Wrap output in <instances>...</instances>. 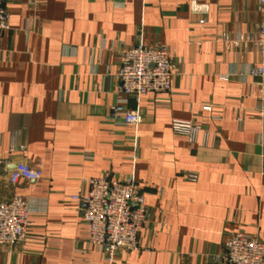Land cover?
I'll return each mask as SVG.
<instances>
[{
	"label": "crops",
	"instance_id": "crops-1",
	"mask_svg": "<svg viewBox=\"0 0 264 264\" xmlns=\"http://www.w3.org/2000/svg\"><path fill=\"white\" fill-rule=\"evenodd\" d=\"M0 33V200L32 201L0 264H109L86 241L82 178L132 176L147 208L138 250L113 264H208L230 233L264 241V116L251 67L257 0H10ZM223 35L226 39H221ZM161 45L170 89L109 119L125 49ZM209 106V109L204 108ZM172 119L204 123L194 141ZM23 147V150L20 148ZM40 169L10 185L16 162ZM264 264V263H263Z\"/></svg>",
	"mask_w": 264,
	"mask_h": 264
},
{
	"label": "built area",
	"instance_id": "built-area-1",
	"mask_svg": "<svg viewBox=\"0 0 264 264\" xmlns=\"http://www.w3.org/2000/svg\"><path fill=\"white\" fill-rule=\"evenodd\" d=\"M0 0V33L9 28L10 13ZM37 3L41 0H30ZM262 20L251 40L260 54L261 63L251 67L260 95V113L264 116V0H257ZM221 39H226L223 35ZM115 103L109 107V119L121 120L128 125L141 121L138 111L126 107L129 98L136 101L148 93H162L170 89L172 79L171 55L164 46L136 43L121 55L116 74ZM204 108L209 109V106ZM172 132L194 141L204 123L182 119L171 120ZM23 150V147L20 146ZM40 169L24 161L16 162L8 174L10 185L20 179L36 181ZM87 189L83 194L71 195L80 201L81 218L86 225V241L104 251L105 260L113 264L121 251L132 252L140 248L138 235L147 220V208L139 186L132 176L107 177L105 175L82 178ZM32 201L28 197L12 195L0 200V243L12 244L26 239ZM264 241L241 230L230 233L220 252L208 264H263Z\"/></svg>",
	"mask_w": 264,
	"mask_h": 264
}]
</instances>
